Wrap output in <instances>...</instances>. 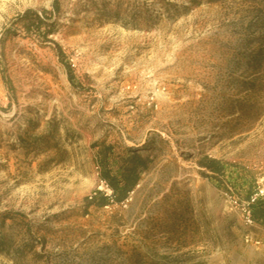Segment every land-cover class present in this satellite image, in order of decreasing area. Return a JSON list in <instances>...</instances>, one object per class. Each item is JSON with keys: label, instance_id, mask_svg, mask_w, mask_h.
<instances>
[{"label": "rangeland", "instance_id": "obj_1", "mask_svg": "<svg viewBox=\"0 0 264 264\" xmlns=\"http://www.w3.org/2000/svg\"><path fill=\"white\" fill-rule=\"evenodd\" d=\"M108 146L148 170L87 207ZM259 189L264 0H0V264H264Z\"/></svg>", "mask_w": 264, "mask_h": 264}, {"label": "trees", "instance_id": "obj_2", "mask_svg": "<svg viewBox=\"0 0 264 264\" xmlns=\"http://www.w3.org/2000/svg\"><path fill=\"white\" fill-rule=\"evenodd\" d=\"M31 11H26L22 18H29ZM38 23L41 21L39 19ZM112 152V147L108 146L99 152L101 162L100 177L108 184L112 194L106 197L102 193H97L93 198L87 200V207L103 208L112 203L121 204L127 195L135 189L140 181L141 173L148 170L147 159L139 155L136 150L127 149L125 156L119 159V171L113 175L107 168V156ZM203 168L210 172H221L217 162L209 160L207 164L202 165ZM252 215L255 222L264 227V202L257 204L252 208Z\"/></svg>", "mask_w": 264, "mask_h": 264}, {"label": "built area", "instance_id": "obj_3", "mask_svg": "<svg viewBox=\"0 0 264 264\" xmlns=\"http://www.w3.org/2000/svg\"><path fill=\"white\" fill-rule=\"evenodd\" d=\"M164 90V87L156 89L157 92H163ZM146 104L148 107L157 108L156 95L154 93H151V95L147 97ZM130 108L134 109L133 106ZM97 193H102L109 197L112 194V191L105 181L100 180L98 186L95 188V191L89 196V199L93 198ZM260 196H264V189H259L258 192L254 193L248 201H240L237 199H233L232 201L234 208L240 214L241 220L246 227H253L255 225V220L252 215V205ZM248 239L249 236H246V241H248Z\"/></svg>", "mask_w": 264, "mask_h": 264}, {"label": "crops", "instance_id": "obj_4", "mask_svg": "<svg viewBox=\"0 0 264 264\" xmlns=\"http://www.w3.org/2000/svg\"><path fill=\"white\" fill-rule=\"evenodd\" d=\"M138 146H139V145H138ZM128 149L136 150V152H137L138 154H140L141 150H143L142 148L137 149V147H136V148H129V147H128ZM112 151H113V149H112ZM126 151H127V149H126ZM107 168H108L109 170H111V167H110V166H107Z\"/></svg>", "mask_w": 264, "mask_h": 264}]
</instances>
